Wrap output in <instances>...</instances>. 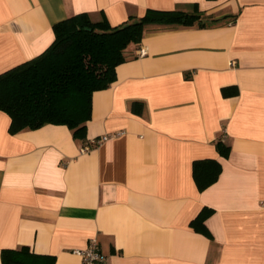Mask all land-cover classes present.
I'll return each instance as SVG.
<instances>
[{"label": "crops", "instance_id": "obj_1", "mask_svg": "<svg viewBox=\"0 0 264 264\" xmlns=\"http://www.w3.org/2000/svg\"><path fill=\"white\" fill-rule=\"evenodd\" d=\"M147 8L218 20L148 25L93 92L83 138L54 123L10 133L0 110V264L21 245L82 264L93 237L104 264H264V0H0V73L43 52L71 15L118 25ZM202 158L221 171L199 189Z\"/></svg>", "mask_w": 264, "mask_h": 264}, {"label": "trees", "instance_id": "obj_2", "mask_svg": "<svg viewBox=\"0 0 264 264\" xmlns=\"http://www.w3.org/2000/svg\"><path fill=\"white\" fill-rule=\"evenodd\" d=\"M218 20L201 10L147 8L118 25L106 18L92 20L87 13L71 15L53 25L55 37L40 54L0 73V110L10 117L9 132L38 128L47 123L67 125L74 137L83 138L91 118L92 95L116 79V67L130 56L150 24L206 26ZM225 96L237 93L222 88ZM219 151L229 147L218 142ZM221 171L214 158L196 159L193 176L199 189L213 183ZM211 209L192 220L203 228ZM2 264H54L55 256L37 253L28 245L1 250Z\"/></svg>", "mask_w": 264, "mask_h": 264}, {"label": "built area", "instance_id": "obj_3", "mask_svg": "<svg viewBox=\"0 0 264 264\" xmlns=\"http://www.w3.org/2000/svg\"><path fill=\"white\" fill-rule=\"evenodd\" d=\"M144 52L143 49H138L139 54H143ZM109 137V134H104L100 137L92 138L82 145L81 151H87L93 146L107 140ZM76 252L81 256L82 264H104L106 260L99 241L94 237L88 240L87 245L83 249L76 250Z\"/></svg>", "mask_w": 264, "mask_h": 264}]
</instances>
